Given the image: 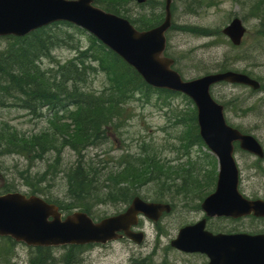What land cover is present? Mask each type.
Instances as JSON below:
<instances>
[{"label":"rangeland","instance_id":"1","mask_svg":"<svg viewBox=\"0 0 264 264\" xmlns=\"http://www.w3.org/2000/svg\"><path fill=\"white\" fill-rule=\"evenodd\" d=\"M153 1H158L164 6L166 0ZM250 2L254 3L253 0H172V28L167 34V53L177 63L175 69L181 72L185 80L204 76L208 72H221L219 69L225 67L227 70L246 73L259 81L261 89L258 92L243 86L219 84L211 89V94L225 107L227 123L243 133L252 135L264 147V26L249 12ZM120 3L121 12L133 19L140 16L151 18L164 13L163 7L159 6L153 10L147 5H138L135 0H120ZM105 5L107 4L101 2L98 6L104 8ZM234 18H239L247 30L239 47L232 46L221 34ZM88 42L87 37L82 38L83 46H87ZM3 45L4 42L0 41V47ZM53 55L56 61L65 62L73 57L74 52L71 48L62 47L55 50ZM48 63L50 62L45 61V64ZM90 81V89L96 93L109 86V81L102 74L93 76ZM8 100L12 101V98ZM146 103L131 102L128 105V114L123 117V120L127 121L125 127L119 130L120 134L110 133V142L107 145L82 153L86 158L104 160L109 167L114 168L124 155L140 156V145L146 143L152 147V155L159 157L167 169L174 167L164 171L167 173L161 174L158 180L149 181L138 190L141 199L146 202L156 203L161 202L156 199H161L175 208L173 214L168 215L161 224L164 234L160 242L165 244L176 236L180 228L193 221L186 209L192 204L194 207L198 204L197 195L208 188L209 182L205 179L215 176L216 166L211 159L213 155L204 146L196 145L189 150L185 126L174 125L177 121L182 122L178 119H182L192 107L185 96L178 95L167 101L164 95L155 93L151 102ZM47 119L33 120L27 112H22L17 107L0 108V123L8 125L11 132L15 129L28 135L36 134L46 128L52 129L53 123L60 122L58 118ZM2 149L0 147V151ZM64 150L60 159V170L70 167L77 159L78 153ZM235 159L240 171L241 193L250 198H264V163H256L248 153L241 150L236 151ZM49 160L54 164L51 155L45 161L34 163L18 155H0V190L11 187L13 192L36 195L45 200H51V197L63 198L67 185L62 174H50L45 183L35 187L33 184H25L24 177L34 178L41 175ZM183 169L193 171L194 174H179ZM168 186L171 193H166V198L159 197L169 191ZM184 186L185 189L181 188ZM98 187H102V184L98 183ZM99 192H102L101 189ZM188 196L190 200L186 204ZM125 208V205L105 202L95 205L91 213L95 219H101L114 216ZM144 223L147 238L141 246L124 241L110 244L108 247H92L81 253L76 250L74 255L67 253L70 248L52 250L51 254L56 260L55 264H63L61 261L66 254L76 256L75 258L79 255L80 259L84 260L81 264H132L131 260L140 259L146 264H158L160 254L155 241L156 229L152 223ZM224 225L233 227L232 223L225 222ZM240 225L246 228L245 223ZM162 248L165 249L166 246L162 245ZM34 253L35 250L25 244L16 243L10 264H31ZM168 257L173 261L184 258L173 251L168 252Z\"/></svg>","mask_w":264,"mask_h":264},{"label":"trees","instance_id":"2","mask_svg":"<svg viewBox=\"0 0 264 264\" xmlns=\"http://www.w3.org/2000/svg\"><path fill=\"white\" fill-rule=\"evenodd\" d=\"M94 2L97 5L104 2L107 5L103 9L126 18L140 31L159 25L164 18L162 13L151 18L140 16L133 19L121 12L120 0ZM253 2L248 6L249 12L264 26V0ZM160 4L151 0L144 6L147 5L153 10L159 6L164 8L165 5ZM83 37L88 38L87 46L82 44ZM0 41L4 42L0 47V108L17 107L18 110L27 112L33 120L58 118L60 121L53 123L52 129L46 128L31 135L15 129L11 132L8 125L0 123V147L3 148L0 155L6 153L22 156L30 163L45 161L50 155L54 158V164L49 160L41 175L34 178L24 177L25 184H33L35 187L45 183L50 174H62L67 185L65 196L61 199L51 197L48 201L55 203L67 214L78 210L95 219L91 213L95 205L109 202L127 206L134 196H140V187L149 181L158 180L161 174L167 173L164 171L174 169H167L159 157L152 155V147L146 143L140 145V156L124 155L114 168L109 167L104 160L86 158L82 152L107 145L110 142V133L120 134L119 130L125 127L127 121L123 117L128 114V105L131 102L148 104L155 93L164 95L167 101L180 94L150 87L132 67L112 51L85 31L67 23L53 24L23 38L9 36L0 38ZM62 47L71 48L74 55L65 62H58L53 53ZM165 54L168 56L167 49ZM45 61L50 63L45 64ZM219 71L228 70L221 67ZM99 74L109 81V86L96 93L90 89V79ZM10 98L12 101L8 100ZM186 99L192 107L182 119H178L185 125L180 121L174 125L185 126L188 135L186 143L188 148H192L201 145L202 139L199 135L196 109ZM64 149L78 154L74 164L60 170ZM182 173L194 174L186 169L179 174ZM186 177L187 175L184 176ZM186 182L184 179V183ZM98 183L102 187H98ZM168 188L169 191L159 197L166 198V193H171L170 186ZM181 188L185 189V186ZM7 193H13V189L7 187L0 190V194ZM15 245L10 238H0V264H10ZM77 249L71 247L67 253L74 255ZM33 250L35 253L30 260L31 264L56 263L51 248ZM73 255L66 254L61 263L73 264ZM82 262L83 259H78L77 264Z\"/></svg>","mask_w":264,"mask_h":264},{"label":"water","instance_id":"3","mask_svg":"<svg viewBox=\"0 0 264 264\" xmlns=\"http://www.w3.org/2000/svg\"><path fill=\"white\" fill-rule=\"evenodd\" d=\"M170 6L171 0H166L162 24L138 31L128 20L96 7L93 0H0V37H24L51 24L66 22L100 41L133 67L148 85L189 97L197 109L199 134L219 162L216 190L202 209L209 217L237 219L253 214L264 218V202L248 201L240 194L239 171L233 157L234 143L259 158L264 156L263 148L253 136L227 124L224 107L210 92L213 85L222 82L255 91L260 89V83L233 71L183 80L172 68L174 61L164 57L165 35L171 26ZM245 32L237 18L222 31L234 46L242 43ZM164 211L169 212L170 206L136 197L124 213L99 222L80 212L63 219L55 205L37 196L9 193L0 195V237L29 247L105 245L123 236L140 245L144 234L131 230L138 224V216L157 222ZM171 246L186 253L205 254L209 264H264V236H214L204 231V222L179 230Z\"/></svg>","mask_w":264,"mask_h":264},{"label":"flooded vegetation","instance_id":"4","mask_svg":"<svg viewBox=\"0 0 264 264\" xmlns=\"http://www.w3.org/2000/svg\"><path fill=\"white\" fill-rule=\"evenodd\" d=\"M264 149V147H263ZM248 156L256 160V163L262 164L264 163V157L263 158H256L255 156L248 153ZM213 158V157H211ZM207 182H209L208 188L204 190V192L197 195L199 197L198 204L194 207L193 204L188 206L186 211L191 215V219L193 218L192 222H188L185 226H192L199 222H204V231L212 234L214 236L217 235H236V234H246L250 236H264V218H259L254 216L253 214L239 218V219H232V218H224V217H209L207 216L206 212L202 209V205L207 199V197L212 194L215 191L216 188V178L213 176V178L205 179ZM244 195V194H243ZM246 199L255 201V200H262L264 201V198L260 197H247L244 195ZM190 196L186 199V204L189 203ZM170 205V204H169ZM172 210L170 213H163L161 215V218L159 219L160 222H157V224H152L153 228L156 229V239L157 242V251L160 254V261L158 264H209V258L205 254L201 253H185L182 251H179L171 246V242L173 238H170L168 241H166L165 244L161 243V238H163V229L161 228V224L164 223V219L168 217V215H172L174 212V207L171 205ZM143 218H139V225L135 231H142L144 234H147L144 231L145 223ZM232 223L233 227H228L227 225H224V223ZM240 223H245L246 228H243V226L240 225ZM243 225V224H242ZM146 236V235H145ZM165 236V235H164ZM129 242L128 239L123 238L121 242ZM162 245H165L166 248H162ZM175 252L178 255H181L183 260H171L168 257V252ZM161 252H162V258H161ZM132 264H146V262L142 259L140 260H131Z\"/></svg>","mask_w":264,"mask_h":264}]
</instances>
